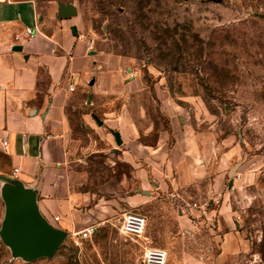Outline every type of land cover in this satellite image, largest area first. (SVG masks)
<instances>
[{"label": "rangeland", "instance_id": "obj_1", "mask_svg": "<svg viewBox=\"0 0 264 264\" xmlns=\"http://www.w3.org/2000/svg\"><path fill=\"white\" fill-rule=\"evenodd\" d=\"M35 1L44 11L73 5L80 34L106 59L103 88L71 110L69 174L56 196L76 230L97 231L87 240L66 231L51 257L14 255L1 237L9 159L0 149V264H143L142 247L119 228L126 211L147 217L169 264H264V0ZM108 58L120 60L114 75ZM193 148L211 174L174 191L177 163ZM190 202L209 209L194 212L197 224ZM222 213L246 243L227 258Z\"/></svg>", "mask_w": 264, "mask_h": 264}, {"label": "crops", "instance_id": "obj_2", "mask_svg": "<svg viewBox=\"0 0 264 264\" xmlns=\"http://www.w3.org/2000/svg\"><path fill=\"white\" fill-rule=\"evenodd\" d=\"M61 8L59 2L45 11L35 0L0 2V149L9 159L2 186L6 209V194L13 193L15 186V194L22 195L46 221L68 231L76 230L72 210L56 196L64 194L69 174L64 163L72 141L71 110L80 105L79 97L88 98L103 88L109 74L104 71L106 59L92 50L78 29V33L72 30L74 16L61 17ZM27 28L33 29L34 36H27ZM107 61L112 63L114 75L120 60ZM90 115L99 126L104 124L94 112ZM187 153L177 163L179 171L171 181L174 191L183 192L205 173L211 174V167L207 171L202 165L198 149ZM14 168L19 169L15 180L11 178ZM228 215H219L220 229L224 230L223 258L246 249L238 231L227 224ZM55 216L60 219L56 221ZM191 264L207 263L192 260Z\"/></svg>", "mask_w": 264, "mask_h": 264}, {"label": "water", "instance_id": "obj_3", "mask_svg": "<svg viewBox=\"0 0 264 264\" xmlns=\"http://www.w3.org/2000/svg\"><path fill=\"white\" fill-rule=\"evenodd\" d=\"M61 6V17L76 14L73 5ZM72 30L78 33L76 26ZM117 137L120 141L118 134ZM6 197V217L1 230L3 242L14 255L29 261L54 256L66 240L67 232L46 221L30 202L23 200L22 195L13 192L6 194Z\"/></svg>", "mask_w": 264, "mask_h": 264}, {"label": "built area", "instance_id": "obj_4", "mask_svg": "<svg viewBox=\"0 0 264 264\" xmlns=\"http://www.w3.org/2000/svg\"><path fill=\"white\" fill-rule=\"evenodd\" d=\"M6 0H0L3 2ZM34 31L31 28H27L26 34L28 37L34 36ZM134 74L131 73V76ZM70 89L74 90L75 86L70 85ZM4 147L7 148V141H4ZM19 169L14 168L11 178L16 179ZM187 207L190 211V215L195 224H197L196 218H194V212L199 211L200 215L208 216L209 209L206 205L198 204L197 202L187 203L184 208ZM186 209V210H187ZM59 216H55V220L58 221ZM147 224L148 220L145 215L136 211H126L119 218L120 231L127 237L135 240L142 247L141 260L143 264H169V253L165 248L157 247L151 244L147 237ZM97 226L95 224H89L81 230H72L71 233L74 237H79L82 240L92 238L96 233Z\"/></svg>", "mask_w": 264, "mask_h": 264}, {"label": "trees", "instance_id": "obj_5", "mask_svg": "<svg viewBox=\"0 0 264 264\" xmlns=\"http://www.w3.org/2000/svg\"><path fill=\"white\" fill-rule=\"evenodd\" d=\"M264 255V254H263Z\"/></svg>", "mask_w": 264, "mask_h": 264}]
</instances>
